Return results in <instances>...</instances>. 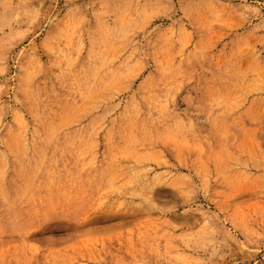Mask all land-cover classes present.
Masks as SVG:
<instances>
[{
  "label": "rangeland",
  "instance_id": "obj_1",
  "mask_svg": "<svg viewBox=\"0 0 264 264\" xmlns=\"http://www.w3.org/2000/svg\"><path fill=\"white\" fill-rule=\"evenodd\" d=\"M0 264H264V0H0Z\"/></svg>",
  "mask_w": 264,
  "mask_h": 264
}]
</instances>
